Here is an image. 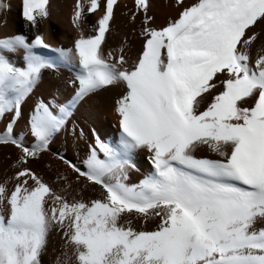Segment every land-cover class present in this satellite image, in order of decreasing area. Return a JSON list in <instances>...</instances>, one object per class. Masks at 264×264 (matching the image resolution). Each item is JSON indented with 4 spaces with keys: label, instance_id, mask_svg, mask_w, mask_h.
<instances>
[{
    "label": "snow or ice",
    "instance_id": "1",
    "mask_svg": "<svg viewBox=\"0 0 264 264\" xmlns=\"http://www.w3.org/2000/svg\"><path fill=\"white\" fill-rule=\"evenodd\" d=\"M153 5L125 4L133 36L109 46L120 0H72L64 47L39 30L51 0H17L24 31L0 37V148L15 150L0 156V264H41L50 236L53 264H264V0H164L160 25ZM110 92L118 136L93 127L85 158L52 152L53 171V138L75 149L68 122ZM138 153L150 171L129 183Z\"/></svg>",
    "mask_w": 264,
    "mask_h": 264
},
{
    "label": "bare ground",
    "instance_id": "2",
    "mask_svg": "<svg viewBox=\"0 0 264 264\" xmlns=\"http://www.w3.org/2000/svg\"><path fill=\"white\" fill-rule=\"evenodd\" d=\"M7 2L11 5L10 11L7 14L0 13V21H6L3 26H0V37L4 35H13L23 32V26L20 22V18L17 14V0H0V3ZM72 0H51V17L47 23L40 26V32L45 35L47 42L58 46L69 47L71 40L73 39L75 33L71 29L70 23L68 21L69 6ZM164 0H154L153 8L150 10V14L155 13L156 24L160 25L164 23L165 19L169 14L174 15L172 9L169 8H158L159 4H162ZM189 0H185L188 3ZM121 7L117 9V27L114 35L109 37V46H118L120 40L123 38V34L127 33L128 36H133L131 26H126V17L121 16L124 9V5L127 4L129 8L132 7V0H120ZM133 43V54L135 50L140 46V40L135 37L132 41ZM68 73L65 71L63 73V78H67ZM52 77L46 72L44 74V83L38 87L32 96L26 101L23 106V111L25 115L27 114L29 107L34 103V101L39 98L43 100L48 99V82ZM67 95V93H64ZM115 98V93H105L104 96L96 101L90 102L88 105L82 106L76 111L72 119L68 122L69 128L72 125L73 120L84 129L85 139L79 140L77 142L76 148L73 149L68 137L61 133L55 136L50 143L49 153L44 154V162L50 163L52 165L53 171L57 168L62 169L63 166L59 162L55 161L51 156L52 152H64L67 158H70L74 163H80L83 158H85L87 144L91 143L90 129L95 127L98 135L101 139H112L118 136L119 128L116 121V117L112 111V102ZM63 99V96L60 97ZM4 121H0V128L3 127ZM24 126V120L21 119L16 126V131L19 132ZM79 133V128L77 129ZM13 156L15 155L14 149H2L0 148V156ZM144 153H138L135 156V163L137 171H131L129 173V183H137L143 178V175L150 171V166L147 164L144 158ZM3 160L0 159V170H2ZM33 169L43 176L47 181L49 179H54L49 170L43 165H32ZM57 190L59 185H54ZM153 225H149V229ZM60 253V241L53 236L49 237V242L46 251L41 256V264H53L55 258Z\"/></svg>",
    "mask_w": 264,
    "mask_h": 264
}]
</instances>
